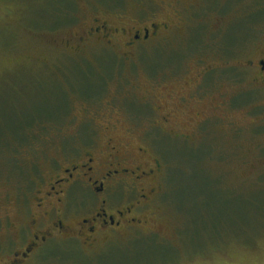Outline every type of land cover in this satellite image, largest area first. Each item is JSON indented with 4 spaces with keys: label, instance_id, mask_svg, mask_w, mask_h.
Listing matches in <instances>:
<instances>
[{
    "label": "rangeland",
    "instance_id": "rangeland-1",
    "mask_svg": "<svg viewBox=\"0 0 264 264\" xmlns=\"http://www.w3.org/2000/svg\"><path fill=\"white\" fill-rule=\"evenodd\" d=\"M174 1L0 0V144L5 147L9 140L22 139L25 130L34 123L54 121L47 130L30 129L29 138L36 132L37 140L28 141L30 146L13 155L17 165L25 168L34 163L40 165L32 182L28 173L25 177L11 175L12 162L3 158L8 157L6 153H0V264H13L19 244L17 227L25 221L23 218L30 221L31 217L48 212V209L41 212L35 199L40 196L39 191L44 194L51 171H58L60 164L67 163L73 154L94 149L96 145L103 148L109 139L130 151L134 160L160 164L162 195L145 208V217L141 216L146 222L144 232L149 230L157 235L140 233L133 239L121 237L117 240L121 244L105 245L100 253L86 250L81 243H61L38 258L31 257L26 264H264V157L255 151L258 145L264 147V133L258 139L251 137L255 125L250 121L258 118L246 114L252 113L253 107L245 105L231 112L246 127L240 143L237 139L222 143L213 138L202 144L171 139L153 127L158 115L130 101L125 107L112 101L113 113L103 112V120L114 125L110 130H105L109 126L105 121L81 124L85 103L90 107L103 105L102 110L106 109L111 98L122 95L120 81L127 76H137L151 95L159 97V102H154L155 108L165 105V99L158 94L174 92L175 101L172 105L167 103V111L176 109L179 98L176 93L181 92L182 86L170 80L172 90L163 91L149 77L157 75L161 61L177 60L178 63L162 66L166 72H160L174 79L183 77L187 82L197 77L201 64L195 61L203 48L197 49L191 32L182 29L180 33L177 31L181 34L179 38L138 48L134 54L139 64L131 65L132 69L128 66L118 69L122 63L108 60L122 55V49L100 48L81 53L74 50L77 38L83 34L81 31L94 17L106 15L114 26H119V17H123L125 26L139 12L144 19L150 18L154 5L161 3L170 14L169 7ZM181 1L198 5L195 21L201 24V46L209 42L212 30H230L228 55L220 53L221 58H212L210 63L217 68L230 66L229 74L234 79H229L227 93L235 100L244 85L246 92L250 86L249 74L242 72L239 63L264 49V0ZM52 12L69 16L61 19ZM156 15L155 21L160 22L162 12ZM180 16L175 17L178 26ZM185 17L186 13L181 16ZM241 34L242 46L238 42ZM221 46L218 44L212 51H218ZM164 55L166 59L162 58ZM86 56L94 59L84 60ZM247 96L251 98L246 102L258 98L254 101L264 105V90L247 93L246 99ZM128 112L139 120H128ZM188 118L181 117L187 126L193 123H187ZM244 145L245 155L235 156L233 153L243 150ZM140 147L143 152L138 154ZM223 150L226 154L230 150L229 157Z\"/></svg>",
    "mask_w": 264,
    "mask_h": 264
},
{
    "label": "flooded vegetation",
    "instance_id": "flooded-vegetation-1",
    "mask_svg": "<svg viewBox=\"0 0 264 264\" xmlns=\"http://www.w3.org/2000/svg\"><path fill=\"white\" fill-rule=\"evenodd\" d=\"M172 3L174 5L169 7L172 10L170 14L161 3L154 5V13L149 14L150 18L144 19L142 12H139L138 17L131 20L130 25L125 26H123L125 23L123 17H119L121 20L119 26L111 25L110 20L105 17L106 15L94 17L81 31L83 34L77 38V46L74 50L81 53L85 50L100 48L122 49V55L114 57L115 59L111 57L108 60H116L117 64L122 63L118 69L124 66L132 69L131 65L137 67L139 64L136 60L137 56L134 54L138 48L151 43L161 44L169 41L170 38L174 39L175 36L179 38L182 29L191 32V38L193 37L198 44L195 45L197 49L203 48L195 61V64H201L197 77L192 82H187L183 77L174 79L170 75L160 72L165 71L164 68H161L162 66L178 63V60L161 61L157 75L149 77L150 80L157 81L156 84L163 91L172 90L170 80L182 86L181 92L176 93V96L179 97L176 99V109L167 111V103L172 105L175 101L174 92L166 93V95L158 94L165 99V105H163L164 108L160 105L155 108L154 102L155 100L159 102V97L151 95L137 76H127L120 81V85L123 87L122 95L111 98L106 109L102 110L103 105L90 107L88 103H85L82 116L84 119L81 124L105 121L109 124L105 130H110L114 125L108 120H103L105 115L103 112L106 111L109 115L113 113L112 101H117L124 107L125 103L130 101L148 107L158 115L159 120L153 127L158 128L171 139H183L185 142L193 141L198 144L210 142L213 138L217 141L222 140V143L237 139L240 143V139L243 140L246 133V127L239 124L231 112L246 105V108L253 107V112L246 115H255L258 118L256 121H250L251 125H255V129L251 130V137L258 139L264 133V113L262 112L264 105L254 101L258 98L254 99L252 103L246 102L248 98H251L247 96L246 99V95L247 93H260L264 90V49H259L253 58H245L239 63V67L243 69L242 72L249 74L250 86L246 92V85H244L243 91L239 93L238 97L231 100L232 98L227 93L230 86L229 79H234L229 74L230 66L224 64L217 68L210 63L212 58H221L220 53L228 55L230 30L226 31L225 28H220L218 30L221 32L218 33H216L218 30H212L209 34L211 37L209 42H204L206 45L201 46V24L197 20L195 21L198 5L196 3L188 5L181 0ZM160 11L163 15H160V22H156L155 18L158 16L156 14ZM185 13L187 17L182 19L181 16ZM179 14H181L180 26L175 23V17H178ZM171 16L174 18L172 19ZM196 23L200 24L198 28H196ZM196 37H198L197 40ZM214 37L218 39L214 40ZM243 41L241 35L238 41L240 46L243 45ZM218 44L223 45L218 47L219 52L217 49L212 51V48H217ZM210 52H213V55H209ZM88 58L94 59L91 56L83 57L84 60ZM162 58L166 59L167 56L164 55ZM98 59L106 60L105 57ZM116 62L113 63L116 64ZM101 76L103 79L106 78L103 73ZM245 81L246 78L241 84ZM167 99H171L173 102L169 103ZM105 103L103 102V104ZM257 111L260 113L257 114ZM129 113L127 114L128 120L133 122L139 120L133 118ZM260 114H263V118H259ZM182 116L189 117L187 123L193 122L192 125L183 124ZM241 148L243 150L233 154L243 157L244 149H247V146L244 145ZM138 151L142 153L143 148L137 149L139 154ZM228 151L226 154L223 150L226 157L230 155V150ZM255 151L264 157V147L258 145ZM225 156L222 157L223 160L226 159ZM162 178L163 172L158 162L153 161L148 164L145 160L132 159L131 152L113 139L107 140L103 148L96 145L94 149L73 154L67 163L60 164L58 171H51L49 183L45 184L43 190L44 194L41 195L39 191L40 196L35 199L36 207L41 212L48 209V212L42 214L41 217H31V222L28 221V218H23L25 221L18 225L17 241L19 244L12 263L26 264V261L31 257L38 258L42 253L46 254V250L50 247L53 246L56 249L61 243L65 245L70 242L81 243L86 250L100 253L105 245L109 244L113 247L121 244L122 242L117 241L121 237L133 239L137 238L140 233L157 235L149 230L144 232L143 225L146 222H143L141 216H144L145 208L150 203L156 199L160 200ZM24 207H26V202Z\"/></svg>",
    "mask_w": 264,
    "mask_h": 264
},
{
    "label": "trees",
    "instance_id": "trees-1",
    "mask_svg": "<svg viewBox=\"0 0 264 264\" xmlns=\"http://www.w3.org/2000/svg\"><path fill=\"white\" fill-rule=\"evenodd\" d=\"M52 13L54 15H56L57 17L61 18V19L64 16H69V14H60V13H54V12H52ZM238 30H240V29H238ZM240 32H241V30H240ZM52 122H54V121H45L44 123H41V121H40V122L34 123L33 125L29 126L25 130L26 134L24 132V136H23L22 139H20L18 141L9 140V141L6 142V146L5 147L2 146V143L0 144V146L2 147L0 153L2 152V154H3V152H4V155H6V154L8 155V157L7 156L6 157L4 156L3 158H6V160H10L12 162V168H11V173L12 174L11 175L16 176L18 174L17 176L25 177L27 175V173H28L29 182H32V180H31L32 176L35 173H39V171H40V170H38V167L40 166L39 164L34 163V166L31 167V166L28 165L27 166L28 168H25L24 165L21 166V165H19V163L17 165V162L15 161V158L13 157V155L16 152H20V149L26 148V147L30 146V145H27L28 144V141H31V140L32 141H35V140H37V133L36 132L31 133V137L29 138V135L30 134H28V132H29L30 129L31 130H35V129L36 130L37 129H39V130L46 129L47 130L50 127L49 124L52 123ZM2 149H4V150H2ZM23 183H26L27 184V181L24 180Z\"/></svg>",
    "mask_w": 264,
    "mask_h": 264
}]
</instances>
